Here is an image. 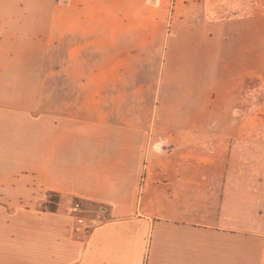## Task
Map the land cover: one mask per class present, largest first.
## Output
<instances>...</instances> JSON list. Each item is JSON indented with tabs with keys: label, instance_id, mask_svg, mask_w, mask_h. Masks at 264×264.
<instances>
[{
	"label": "crops",
	"instance_id": "0c3cea01",
	"mask_svg": "<svg viewBox=\"0 0 264 264\" xmlns=\"http://www.w3.org/2000/svg\"><path fill=\"white\" fill-rule=\"evenodd\" d=\"M199 3L0 0V264H264V123L215 121Z\"/></svg>",
	"mask_w": 264,
	"mask_h": 264
},
{
	"label": "rangeland",
	"instance_id": "374dc122",
	"mask_svg": "<svg viewBox=\"0 0 264 264\" xmlns=\"http://www.w3.org/2000/svg\"><path fill=\"white\" fill-rule=\"evenodd\" d=\"M242 1L247 16L240 17V2L233 0L232 16L225 22L213 16L214 10L210 8L213 0H201L197 9L203 21L201 25L192 23L197 26L193 36L196 39L205 36V41L215 48L216 105L211 111H216L215 121L218 125L241 121L238 110H242L245 113L243 121L255 135L262 133L257 125L264 123V0ZM56 9L64 11L65 0H57ZM184 36L192 35L189 32ZM44 69L46 71L47 67ZM162 100L158 98V106ZM198 105L203 108V100ZM232 110L238 113L232 115ZM156 118V122H160L161 117L157 115Z\"/></svg>",
	"mask_w": 264,
	"mask_h": 264
},
{
	"label": "built area",
	"instance_id": "2783aa9c",
	"mask_svg": "<svg viewBox=\"0 0 264 264\" xmlns=\"http://www.w3.org/2000/svg\"><path fill=\"white\" fill-rule=\"evenodd\" d=\"M68 212L72 219V238L75 242L82 243L95 224L86 217V211L78 200L72 199L70 201Z\"/></svg>",
	"mask_w": 264,
	"mask_h": 264
},
{
	"label": "trees",
	"instance_id": "16d2710c",
	"mask_svg": "<svg viewBox=\"0 0 264 264\" xmlns=\"http://www.w3.org/2000/svg\"><path fill=\"white\" fill-rule=\"evenodd\" d=\"M54 200H55V198H54V197H51L50 201L52 202V201H54Z\"/></svg>",
	"mask_w": 264,
	"mask_h": 264
}]
</instances>
